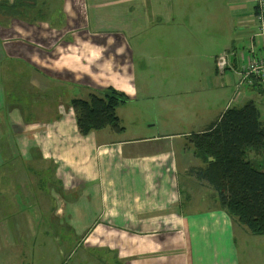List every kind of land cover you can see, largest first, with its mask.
<instances>
[{
    "label": "crops",
    "instance_id": "crops-1",
    "mask_svg": "<svg viewBox=\"0 0 264 264\" xmlns=\"http://www.w3.org/2000/svg\"><path fill=\"white\" fill-rule=\"evenodd\" d=\"M19 4L22 18L0 16V251L6 264H21L25 256L24 249L8 253V246L36 239L45 241V254L46 245L57 251L56 242L66 264H264V236L237 224L205 183L193 181L192 167L203 164L187 138L210 122L186 134L148 132L157 126L149 121L130 137L124 128L83 136L70 108L73 99L107 88L135 99L140 87L149 93L152 78L178 62L190 65L199 91L226 103L214 122L236 95L238 103L254 102L251 93H264V76L235 88L249 48L255 50L250 58L264 57L252 0ZM36 13L44 20L30 22ZM229 52L234 71L219 73L215 60ZM181 172L206 190L209 208L192 210L205 198L191 184L184 194Z\"/></svg>",
    "mask_w": 264,
    "mask_h": 264
},
{
    "label": "trees",
    "instance_id": "trees-1",
    "mask_svg": "<svg viewBox=\"0 0 264 264\" xmlns=\"http://www.w3.org/2000/svg\"><path fill=\"white\" fill-rule=\"evenodd\" d=\"M19 3L21 0L0 2V16L19 17L17 6H23ZM40 14H34L30 22L44 20ZM232 62L234 65V58ZM254 83L257 86L258 82ZM124 99L112 88L87 99H73L70 108L78 132L83 136L105 128L122 132L116 110ZM187 140L203 164L194 169L195 179L213 191L219 208L232 220L252 235L264 236V160L261 164L250 157L251 153L264 157V121L257 105L247 101L229 107L208 130L190 134Z\"/></svg>",
    "mask_w": 264,
    "mask_h": 264
},
{
    "label": "rangeland",
    "instance_id": "rangeland-1",
    "mask_svg": "<svg viewBox=\"0 0 264 264\" xmlns=\"http://www.w3.org/2000/svg\"><path fill=\"white\" fill-rule=\"evenodd\" d=\"M0 2H7L11 4L8 0H0ZM17 10L19 11V17H21L22 9L17 6ZM40 15L43 17L42 13ZM29 18H34V15ZM43 23H45V21ZM242 51L243 50H240V52ZM246 54L248 55V53ZM154 64L159 65L160 63L155 62ZM149 65L151 66L152 64ZM189 66L190 65L184 62L170 64L167 68L163 69L160 72L156 80H153L152 78V81L154 83L153 89H151L149 93H145L144 89L140 87V89L138 90L139 94L135 99H128L127 96L122 94L123 96H125L124 103L117 107L116 113L120 121V127L124 128V137H130V135L132 134H137L138 132L136 128H138V126L141 127L142 130H146L143 126L146 124V122L149 121L150 123L151 121L156 122L157 126L153 128V130L148 132H158V134H162L164 132H177L176 134H186L195 132V130L200 129L201 127H205L208 122H210V126L217 119L218 115L221 112V108L226 107V103L221 102L220 97H215L216 93H213L212 91L205 93L199 91L201 90L199 85L200 79L195 78L186 70ZM231 69L233 70L232 67ZM174 71H181L184 74H181V76L173 77L172 74H176ZM139 73L140 71L136 76L137 84L141 79V77H139ZM152 73L153 72H149L148 75ZM168 84H170L169 87ZM235 88L237 89V83ZM242 89L244 88L242 87ZM263 95V92L261 93L257 90L251 93L254 103L261 111L262 120L264 121ZM236 99L233 102H229L228 106L240 107L247 102L245 100L244 102L238 103V99ZM174 147L177 148V142H175ZM250 157L252 159H255V161H257L258 163L263 164L262 160H264V157H256L253 153L250 154ZM190 162H194V159L191 157ZM193 164L194 163H192V166ZM193 171L194 169L192 167V171L190 172L192 175H194ZM179 180L181 183V190L184 191L185 195H187V192H189L186 189L190 186V184L192 190L196 189V193L201 194V196L206 191H203L202 188H199L198 186L200 185H198L197 183H195L196 185H194V183L192 184L193 181L195 182V177L193 181L187 183V178L181 172ZM209 191L214 194L211 189ZM192 193H189L188 196L193 197ZM202 197L205 198L206 201H204V199L197 203H193L192 210H205L212 205L210 196H207V193ZM63 236L66 237V234H64ZM41 241L42 243L40 244L39 239L32 241L26 240L24 243V247L23 244H20L17 247L13 245L8 246V253L14 254V250L24 249L25 256L20 255L18 258V261L21 264H66L68 262L64 255V257L59 255V247H57L58 245L56 242H54V246H56L57 251H55L51 245H46L45 254V246L42 247V244L45 241L42 239ZM70 242L72 243V240H70ZM4 253V251H0V264L7 263L3 258ZM12 259L10 261L11 263Z\"/></svg>",
    "mask_w": 264,
    "mask_h": 264
},
{
    "label": "built area",
    "instance_id": "built-area-1",
    "mask_svg": "<svg viewBox=\"0 0 264 264\" xmlns=\"http://www.w3.org/2000/svg\"><path fill=\"white\" fill-rule=\"evenodd\" d=\"M255 7V22H256V36L261 40L264 39V0H252ZM247 62L242 67L241 71H238L236 74L237 79V88H242L244 86L252 85V79H259L264 76V57L254 60L250 57L255 55L254 47L251 46L248 50ZM234 58V53H223L218 56L215 60L216 70L219 73H223L226 69L232 67L230 58ZM250 58V59H249ZM237 90V89H236ZM238 98L239 96L236 95Z\"/></svg>",
    "mask_w": 264,
    "mask_h": 264
}]
</instances>
